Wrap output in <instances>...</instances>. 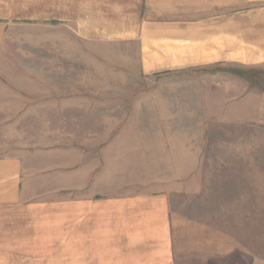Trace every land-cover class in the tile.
Instances as JSON below:
<instances>
[{
    "label": "rangeland",
    "instance_id": "374dc122",
    "mask_svg": "<svg viewBox=\"0 0 264 264\" xmlns=\"http://www.w3.org/2000/svg\"><path fill=\"white\" fill-rule=\"evenodd\" d=\"M46 3L0 0V156L31 155L41 197L173 192L166 264H264V69L147 75L137 45ZM76 242L54 264H79Z\"/></svg>",
    "mask_w": 264,
    "mask_h": 264
},
{
    "label": "crops",
    "instance_id": "0c3cea01",
    "mask_svg": "<svg viewBox=\"0 0 264 264\" xmlns=\"http://www.w3.org/2000/svg\"><path fill=\"white\" fill-rule=\"evenodd\" d=\"M46 1L45 13L75 22L83 39L137 45L147 75L231 65L264 69V0ZM4 28L0 21V42ZM30 156H0V264L65 262L70 238L77 239L79 264L171 262L173 192L101 200L95 188L76 198L41 197L40 171ZM57 253L63 256L56 259Z\"/></svg>",
    "mask_w": 264,
    "mask_h": 264
}]
</instances>
